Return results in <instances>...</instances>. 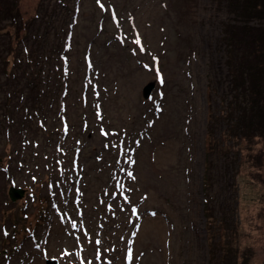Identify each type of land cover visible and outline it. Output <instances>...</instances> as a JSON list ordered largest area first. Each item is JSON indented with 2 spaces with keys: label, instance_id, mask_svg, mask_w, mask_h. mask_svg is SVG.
Returning <instances> with one entry per match:
<instances>
[{
  "label": "rangeland",
  "instance_id": "rangeland-1",
  "mask_svg": "<svg viewBox=\"0 0 264 264\" xmlns=\"http://www.w3.org/2000/svg\"><path fill=\"white\" fill-rule=\"evenodd\" d=\"M12 1L0 264H223L230 246L264 264V138L238 131L251 99L230 78L245 55L223 37L245 22L239 1Z\"/></svg>",
  "mask_w": 264,
  "mask_h": 264
},
{
  "label": "trees",
  "instance_id": "trees-1",
  "mask_svg": "<svg viewBox=\"0 0 264 264\" xmlns=\"http://www.w3.org/2000/svg\"><path fill=\"white\" fill-rule=\"evenodd\" d=\"M11 1V4H7L4 9L10 17L14 14V4ZM233 1L234 3L239 1L240 14L245 22L225 24L223 37L227 42L229 38L230 42L227 44L232 45L233 50L231 53L235 57H237V51H240V54H244L246 58L242 57L240 65L237 64L231 71L230 89L234 92H241L242 88L248 90V96L251 99L249 107H252L251 112L246 111V116L244 110L238 111V113H241L239 119L241 125L239 124L238 131L243 137L257 136L264 138V23L249 24V19L252 18L264 20V0ZM50 83L51 80H48L47 87H50ZM58 91V88L55 90L52 88L48 94L47 89L42 91V88L38 87V93L41 94V97L46 94L49 95L51 106L58 101ZM39 116L41 117V115ZM26 118L28 119L27 115ZM24 130L23 125L18 132L23 136ZM222 253L223 264H251L247 256L238 259L232 246L226 249L222 248Z\"/></svg>",
  "mask_w": 264,
  "mask_h": 264
},
{
  "label": "water",
  "instance_id": "water-1",
  "mask_svg": "<svg viewBox=\"0 0 264 264\" xmlns=\"http://www.w3.org/2000/svg\"><path fill=\"white\" fill-rule=\"evenodd\" d=\"M154 88V84L151 83L149 85L145 86V94L148 95V93L151 92V90ZM26 189L23 187H16L14 185H11L9 188V196L11 200H17L24 196ZM46 264H59L58 261L52 260V259H46Z\"/></svg>",
  "mask_w": 264,
  "mask_h": 264
},
{
  "label": "snow or ice",
  "instance_id": "snow-or-ice-1",
  "mask_svg": "<svg viewBox=\"0 0 264 264\" xmlns=\"http://www.w3.org/2000/svg\"><path fill=\"white\" fill-rule=\"evenodd\" d=\"M136 43H137V44L140 43L139 39H137ZM141 50H143V49H141ZM129 175L131 176L132 174L129 173ZM133 179H134V177H133ZM73 227H76L75 223H73ZM97 243H99V241H97ZM130 255H131V251H129V256H130ZM98 258H99V257H98Z\"/></svg>",
  "mask_w": 264,
  "mask_h": 264
}]
</instances>
